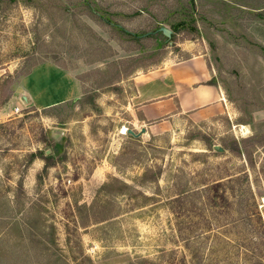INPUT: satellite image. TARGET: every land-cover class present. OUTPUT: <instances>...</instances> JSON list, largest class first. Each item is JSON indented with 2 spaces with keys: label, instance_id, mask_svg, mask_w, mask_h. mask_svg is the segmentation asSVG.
I'll use <instances>...</instances> for the list:
<instances>
[{
  "label": "rangeland",
  "instance_id": "rangeland-1",
  "mask_svg": "<svg viewBox=\"0 0 264 264\" xmlns=\"http://www.w3.org/2000/svg\"><path fill=\"white\" fill-rule=\"evenodd\" d=\"M94 1L135 32L169 27L185 2ZM194 1L198 30L133 76L156 96L163 73L203 58L201 84L221 100L182 110L159 96L133 105L134 80L113 73L160 40L128 51L79 0H0V77L16 76L0 106V264H264V0ZM33 60L77 95L32 104L21 72ZM147 169L159 178L140 185Z\"/></svg>",
  "mask_w": 264,
  "mask_h": 264
},
{
  "label": "trees",
  "instance_id": "trees-1",
  "mask_svg": "<svg viewBox=\"0 0 264 264\" xmlns=\"http://www.w3.org/2000/svg\"><path fill=\"white\" fill-rule=\"evenodd\" d=\"M79 3L82 5L84 9V14L89 15L91 18H94L98 22L112 28L115 31L116 36L121 40L127 42L129 46H127L128 51H134L139 49H147L150 48V44L147 43L148 40L158 39L161 41V46L154 51H146L141 54L130 55L120 61L118 64H113V73L116 79L119 80H129L131 79L137 71L145 72L149 66L156 67L160 64L164 51L161 50L163 46H171L175 44L176 33L179 31H185L188 28H192V30L197 31L198 28L196 26V18H195V1L194 0H185V2L179 4V12L178 16L170 22H166L169 24V27H166L170 30L169 34H167L163 28V24L161 21H157V25L154 28H151L149 31L143 32H135L127 29L124 25L116 21L112 15V13L104 8L102 5L97 3L94 0H79ZM189 38L190 33H186ZM158 56V57H156ZM41 63L39 60H33L22 72L21 75H27L31 72L32 68ZM116 66V67H115ZM16 76L6 73L5 76L0 77V91L3 89V96L0 99V106L8 101L12 94L11 85L15 81ZM111 80L107 82H99L95 84L94 88L101 87L103 84H110ZM205 84L215 86L214 80L211 79L207 81ZM56 106V105H52ZM49 106L48 108L52 107ZM133 136V135H132ZM136 138V137H135ZM248 162L252 165V160L250 155H245ZM159 173L157 171H153L147 169L141 173L139 176L140 185H144L148 182H156L159 178ZM117 182L118 180L115 179ZM120 184L119 192H127V185L125 183ZM110 185H103V188L107 189ZM108 186V187H107ZM183 193L185 191H179V193ZM141 194V193H139ZM141 196L145 199L150 197H146L141 194ZM92 220H95L92 219ZM91 220V221H92ZM80 224H87L86 219L80 218Z\"/></svg>",
  "mask_w": 264,
  "mask_h": 264
},
{
  "label": "crops",
  "instance_id": "crops-1",
  "mask_svg": "<svg viewBox=\"0 0 264 264\" xmlns=\"http://www.w3.org/2000/svg\"><path fill=\"white\" fill-rule=\"evenodd\" d=\"M48 70L47 65L37 64L29 74L24 75L22 78V88L27 92L29 98L31 96L32 104L36 106L57 105L60 102L68 101L71 98L73 99L78 91L76 81L71 80V83L66 82V80L63 82L59 81L57 84L54 83L51 86L48 83L51 76L48 75ZM60 73L61 71H57L56 74L58 75ZM147 73L149 71L144 72V74ZM208 76L209 72L204 59L199 56H192L186 58L181 66L172 69L169 74L163 73L164 81H162V85L159 88L162 90L164 87V91L156 96H154L153 85H146L144 81H137L135 79L136 77H132V80L135 82V92L131 95L130 99L133 105L137 106L158 96L167 97L165 100H174L175 98L177 100L176 104L182 110H192L210 101L215 102L221 100L219 91L215 87L201 84ZM41 79H44V81L41 82ZM27 80H29L31 86L33 85L32 87L28 83L25 84ZM52 80L54 81L55 79L52 78ZM154 83L157 84L160 82L154 81ZM182 87H186L184 92L180 90ZM190 87L195 89L190 91ZM137 110L143 112V116H147L143 108L138 106Z\"/></svg>",
  "mask_w": 264,
  "mask_h": 264
},
{
  "label": "water",
  "instance_id": "water-1",
  "mask_svg": "<svg viewBox=\"0 0 264 264\" xmlns=\"http://www.w3.org/2000/svg\"><path fill=\"white\" fill-rule=\"evenodd\" d=\"M163 30L167 33V34H169V32H170V30L168 29V28H166V27H164L163 28ZM132 135H136V134H134L133 132H130ZM214 149H216V150H221V147L220 146H218V145H214Z\"/></svg>",
  "mask_w": 264,
  "mask_h": 264
}]
</instances>
